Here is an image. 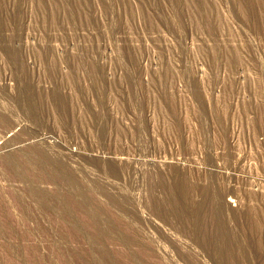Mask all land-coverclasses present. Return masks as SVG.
I'll return each mask as SVG.
<instances>
[{"label": "rangeland", "instance_id": "obj_1", "mask_svg": "<svg viewBox=\"0 0 264 264\" xmlns=\"http://www.w3.org/2000/svg\"><path fill=\"white\" fill-rule=\"evenodd\" d=\"M0 264H264V0H0Z\"/></svg>", "mask_w": 264, "mask_h": 264}, {"label": "bare ground", "instance_id": "obj_2", "mask_svg": "<svg viewBox=\"0 0 264 264\" xmlns=\"http://www.w3.org/2000/svg\"><path fill=\"white\" fill-rule=\"evenodd\" d=\"M45 159V158H44ZM177 205V204H176ZM202 206V205H201ZM201 210V209H200ZM225 229V228H224ZM226 232V231H225ZM236 246V245H235ZM240 248V247H239ZM253 248V247H252ZM245 253V252H244ZM250 255V254H249Z\"/></svg>", "mask_w": 264, "mask_h": 264}]
</instances>
